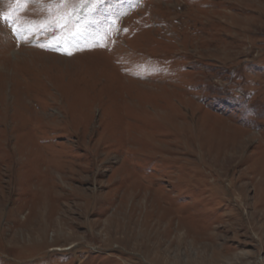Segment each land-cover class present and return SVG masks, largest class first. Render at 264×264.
I'll return each mask as SVG.
<instances>
[{"label": "rangeland", "instance_id": "374dc122", "mask_svg": "<svg viewBox=\"0 0 264 264\" xmlns=\"http://www.w3.org/2000/svg\"><path fill=\"white\" fill-rule=\"evenodd\" d=\"M17 7L0 264H264V0Z\"/></svg>", "mask_w": 264, "mask_h": 264}, {"label": "snow or ice", "instance_id": "6c2138e0", "mask_svg": "<svg viewBox=\"0 0 264 264\" xmlns=\"http://www.w3.org/2000/svg\"><path fill=\"white\" fill-rule=\"evenodd\" d=\"M13 2L16 3L17 6H18L17 9L13 10V12H15V11L19 10V6L20 5H22V4L26 3V2H29V0H13ZM36 2H41V0H36ZM51 2L55 3V0H51ZM67 2H68V0H60V7H63ZM98 2H99V0H80V7H83L84 5L89 4V3L92 4L93 7H94V5L96 3H98ZM41 6H43V4ZM18 19L19 18L16 17L15 15L5 16L3 13H0V21H3L6 24L13 25L12 31H13L14 34L21 33V32H24V31H28V32L32 31V27L31 26H29L27 28L17 27L16 24H17V20ZM47 26L48 25L46 23H41L38 30H43V28H45ZM60 26H61L60 23L57 22V29H59ZM41 46H43V45H41ZM67 54L71 55L70 52H68Z\"/></svg>", "mask_w": 264, "mask_h": 264}, {"label": "bare ground", "instance_id": "6f19581e", "mask_svg": "<svg viewBox=\"0 0 264 264\" xmlns=\"http://www.w3.org/2000/svg\"><path fill=\"white\" fill-rule=\"evenodd\" d=\"M57 58V57H56ZM173 207V206H172ZM203 228V227H202Z\"/></svg>", "mask_w": 264, "mask_h": 264}]
</instances>
